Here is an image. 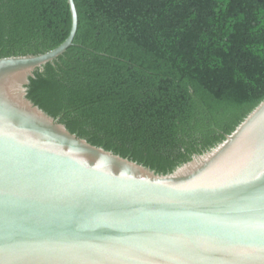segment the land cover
<instances>
[{
	"label": "water",
	"instance_id": "95a60500",
	"mask_svg": "<svg viewBox=\"0 0 264 264\" xmlns=\"http://www.w3.org/2000/svg\"><path fill=\"white\" fill-rule=\"evenodd\" d=\"M0 58V264H264V101L212 150L158 174L28 98L71 45Z\"/></svg>",
	"mask_w": 264,
	"mask_h": 264
},
{
	"label": "trees",
	"instance_id": "16d2710c",
	"mask_svg": "<svg viewBox=\"0 0 264 264\" xmlns=\"http://www.w3.org/2000/svg\"><path fill=\"white\" fill-rule=\"evenodd\" d=\"M73 45L28 98L79 138L158 174L222 143L264 101V0H74ZM68 0H0V58L70 35Z\"/></svg>",
	"mask_w": 264,
	"mask_h": 264
}]
</instances>
